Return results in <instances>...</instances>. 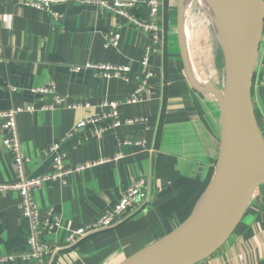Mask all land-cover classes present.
<instances>
[{
  "label": "crops",
  "instance_id": "crops-1",
  "mask_svg": "<svg viewBox=\"0 0 264 264\" xmlns=\"http://www.w3.org/2000/svg\"><path fill=\"white\" fill-rule=\"evenodd\" d=\"M99 0H70L46 12L24 6L15 0H1L2 34L0 44V112L24 108L17 115L26 171L35 176L53 168L46 148L60 141L68 168L91 166L72 171L65 180H47L34 190L37 206L45 212L54 208L62 225L49 233V242L60 247L45 264H119L130 255L176 229L192 213L214 172L220 147V102L191 83L178 41L182 0H162L160 24L162 43L152 58L154 76L150 92L142 102L120 105L123 117H146L145 121L123 123L94 133L82 130L67 136L81 119L103 111V102L124 100L136 87V74L151 34L131 26L104 8ZM192 0L188 9L195 15ZM146 17V0L130 10ZM122 33L119 48L105 47L109 29ZM187 29V28H186ZM192 35H187L191 37ZM191 66L202 83L204 77L192 56ZM220 46L216 49L218 59ZM215 56V58H216ZM224 57V53H223ZM105 62L131 66L132 78H98L86 65ZM216 62V61H215ZM254 74L253 102L264 136V84ZM54 83L69 103H88L77 108L65 105L45 108L53 102L50 94L33 88ZM33 105L35 109L26 108ZM0 131V183L17 179L12 155L2 144ZM144 140L141 145L124 140ZM116 156H120L118 159ZM141 177L148 181L151 200L139 211L130 212L116 226L88 234L71 246L67 233L86 226L110 206L118 203L124 189ZM18 191L0 192V264H37L24 257L30 252V220L20 207ZM196 264H264V185L257 188L246 212L228 241L214 254Z\"/></svg>",
  "mask_w": 264,
  "mask_h": 264
},
{
  "label": "water",
  "instance_id": "water-1",
  "mask_svg": "<svg viewBox=\"0 0 264 264\" xmlns=\"http://www.w3.org/2000/svg\"><path fill=\"white\" fill-rule=\"evenodd\" d=\"M204 1L225 31L226 41L213 17L225 58L224 89L200 82L192 70L185 24L192 0L181 2L178 41L193 86L220 102V147L214 172L185 221L119 264H196L208 258L234 233L256 189L264 183L247 188L252 164L259 162L264 167V136L253 102L254 74L264 35V0Z\"/></svg>",
  "mask_w": 264,
  "mask_h": 264
},
{
  "label": "built area",
  "instance_id": "built-area-1",
  "mask_svg": "<svg viewBox=\"0 0 264 264\" xmlns=\"http://www.w3.org/2000/svg\"><path fill=\"white\" fill-rule=\"evenodd\" d=\"M24 6L36 9L41 12L51 14L55 20L63 18V14L56 11L54 6L66 3L70 0H15ZM1 2V0H0ZM104 8L114 13L118 18L125 20L136 28H140L151 34V43L145 47L140 59V70L136 74L137 84L133 92L124 100H107L104 101L103 107L105 111L96 115L88 116L81 119L67 136L76 135L82 130H92L94 133L104 131L106 128H115L123 123H136L145 121L146 117H123L120 114V105L123 103L134 104L145 100L146 95L150 92L149 80L154 76L152 68V58L157 52L158 47L162 43L163 28L160 24V15L162 9V0H146L148 5V14L144 17L134 15L130 10L134 8L139 0H99ZM2 34V21L0 16V44ZM122 33L119 29H109L105 34V47L119 48L121 45ZM261 63L262 70L257 75V81L264 84V35L260 45V54L257 64ZM86 67L93 71L98 78H118L130 80L132 78V68L128 65L112 64L105 62H90ZM32 92L53 96V102L45 108H53L55 106L65 105L69 108H77L89 106L88 103H69L68 98L62 96L54 83L47 86L33 88ZM33 111V105L26 108ZM24 108H12L10 110L0 112V131L3 132L2 144L5 149L12 155L17 179L14 182L0 183V192L16 190L19 192L21 201L20 207L25 217L30 220L31 232L28 236V244L30 252L24 255L27 259L36 261L37 264H45L49 256H53L59 250V246L55 242H49L45 237L49 233L55 232L62 225V218L54 208H48L45 212L37 206L34 198V190L41 186L47 180H65V177L72 171H80L91 166V163L82 164L76 168H68L65 165L67 156L61 147V142H55L45 152L53 158L54 165L50 171L43 172L35 176H29L26 171L27 158L23 155L20 140L19 128L17 123V115ZM124 144L135 143L141 145L144 140L130 141L124 140ZM120 156H116L118 159ZM152 198V192L148 185V181L141 177L133 184L126 187L118 203L110 206L102 213L98 214L94 220L86 226L72 229L67 233L66 245L75 244L82 237L96 233L107 228L116 226L130 212L139 211Z\"/></svg>",
  "mask_w": 264,
  "mask_h": 264
},
{
  "label": "rangeland",
  "instance_id": "rangeland-1",
  "mask_svg": "<svg viewBox=\"0 0 264 264\" xmlns=\"http://www.w3.org/2000/svg\"><path fill=\"white\" fill-rule=\"evenodd\" d=\"M196 3L198 5L194 7L195 15L191 14L189 9L186 12V28L188 35H192L187 37V40L190 42L192 56H195V62L202 75L209 77L215 68L211 77L221 83L219 74L224 70L223 48L213 25V15L204 0H196ZM218 45L220 46L218 52H220L217 59L216 49ZM263 185L264 183L260 184L259 187ZM45 237L48 240L50 238L48 234Z\"/></svg>",
  "mask_w": 264,
  "mask_h": 264
},
{
  "label": "bare ground",
  "instance_id": "bare-ground-1",
  "mask_svg": "<svg viewBox=\"0 0 264 264\" xmlns=\"http://www.w3.org/2000/svg\"><path fill=\"white\" fill-rule=\"evenodd\" d=\"M215 25L218 30V33L222 40L226 39L225 31L223 28V25L219 18L216 17L215 14H213ZM226 41V40H225ZM264 167L259 162H254L252 164L251 170H250V176L247 182V188H251L253 185H256L257 183L264 181Z\"/></svg>",
  "mask_w": 264,
  "mask_h": 264
}]
</instances>
